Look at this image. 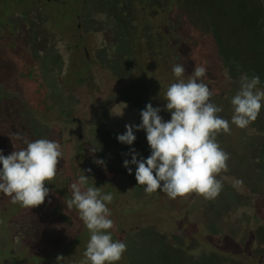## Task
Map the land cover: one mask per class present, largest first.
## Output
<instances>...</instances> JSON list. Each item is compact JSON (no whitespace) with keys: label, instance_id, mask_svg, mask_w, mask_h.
<instances>
[{"label":"rangeland","instance_id":"374dc122","mask_svg":"<svg viewBox=\"0 0 264 264\" xmlns=\"http://www.w3.org/2000/svg\"><path fill=\"white\" fill-rule=\"evenodd\" d=\"M150 1L131 0L129 11L135 19L130 25L136 28L128 43V60V51L119 49L124 41L114 40L112 19L101 10V3L0 0V152L9 155L13 144L16 150L26 147L16 133L29 141H56L63 152L55 179L46 184L50 194L43 205L25 209L0 193V264H57L58 255L64 257L58 264H80L90 233L66 202L71 199V183L83 174L89 178L87 186L113 196L107 207L114 221L109 230L114 241L125 243L133 230L149 225L163 230L179 227L187 240L184 250L194 245L199 251H220L218 234H210L206 225L227 219L215 218L205 199L192 194L172 200L161 190L148 195L132 184L135 165L130 164L129 174L123 164L113 165L101 157L109 145L104 133L117 138L126 132V125H140V113L148 103L165 109V91L177 82L172 72L176 64L184 66L185 79L195 65L206 68L203 80L213 90L210 102L217 107L232 94V82L212 58L200 28L190 29L182 20L179 35L171 31L173 15L183 14L186 5L181 0ZM136 87L139 95L132 92ZM160 115L171 119L166 110ZM134 135L150 149L145 131L134 128ZM232 146L229 141L221 145L230 159L217 179L246 193L243 183L236 184ZM98 158L113 172L94 163ZM118 264H132L127 250ZM247 264L255 263L247 260Z\"/></svg>","mask_w":264,"mask_h":264},{"label":"clouds","instance_id":"9594fccd","mask_svg":"<svg viewBox=\"0 0 264 264\" xmlns=\"http://www.w3.org/2000/svg\"><path fill=\"white\" fill-rule=\"evenodd\" d=\"M185 68L176 64L172 72L176 81L165 91V109L153 107L151 103L141 111L140 125H126V132L118 135L122 144L133 145L135 131H145L151 149L147 159L139 158L133 148L131 162L124 161V167L132 174L130 163L135 165V179L143 186L146 194L161 190L168 198H187L192 194L211 201L222 191V180L217 177L228 167L230 155L217 142L220 133L230 132V123L218 113L222 108L211 103L213 90L203 78L206 68L195 65L193 72L184 78ZM258 75H244L240 89L232 97L233 115L231 125L239 129L247 128L254 122L264 107V90L258 88ZM162 110L171 114L165 121ZM23 140L26 147L5 156L0 152V193L10 198L12 204L25 209L37 208L45 203L50 194L47 182L55 179L57 166L63 156L61 145L53 140ZM94 163L103 165V160ZM91 172V169L88 170ZM85 174L70 185L71 199L66 202L67 209L75 208L79 219L90 233V239L80 264H118L126 252L122 241H114L109 230L114 228L107 207L113 196L102 194L101 188L88 185ZM242 183L237 180L236 184ZM64 257L58 255L56 260Z\"/></svg>","mask_w":264,"mask_h":264},{"label":"trees","instance_id":"16d2710c","mask_svg":"<svg viewBox=\"0 0 264 264\" xmlns=\"http://www.w3.org/2000/svg\"><path fill=\"white\" fill-rule=\"evenodd\" d=\"M91 1L95 5L101 3V10L111 17L115 28L114 40L124 41V48L119 49L128 51L125 54L129 60L131 48L128 49V43L133 39L136 28L130 25L135 19L129 11L131 0ZM140 1L151 4L150 0ZM181 4L186 5L185 11L179 16L173 15L171 31L179 35L182 20L188 22L190 29L199 27L200 33L205 34L208 40L212 58L222 64L232 82V94L226 102H220L222 112L218 113L229 121L231 130L227 134L220 133L217 142L220 147L226 141L233 143L231 151L235 176L247 189L243 193L222 183L218 197L205 200L210 204L208 208L213 210L215 218L225 216L227 219L225 223L211 220L206 225L210 234H218L220 247L217 249L220 251H199L194 245L184 250L187 240L179 227L163 230L156 225L133 230L125 238L126 250L132 264H247V260L264 264V107L247 128L239 129L231 125V99L240 89L241 77L258 75V88L264 90V0H181ZM172 41L177 42L178 38ZM132 92L141 93L137 87ZM227 104L231 106L226 109ZM103 136L104 140L109 139L102 158L105 162L111 161L113 165H124L125 160L131 162L133 148L138 153V159H147L151 155V150L139 141L129 146L120 143L109 131ZM222 149L227 152L226 148ZM247 171L251 174L246 176L244 172ZM132 184L138 185L133 179ZM137 188L144 190L143 186ZM223 248H229V253ZM234 249H237V254L232 257Z\"/></svg>","mask_w":264,"mask_h":264},{"label":"flooded vegetation","instance_id":"af4514ba","mask_svg":"<svg viewBox=\"0 0 264 264\" xmlns=\"http://www.w3.org/2000/svg\"><path fill=\"white\" fill-rule=\"evenodd\" d=\"M78 26H80L79 24H78ZM88 56V54L86 53V57ZM29 78H32V75L30 74L29 75ZM93 124L94 123H92V125L90 126V129H92L94 126H93ZM79 138H81L80 136H79ZM87 142V141H86ZM91 146V145H90ZM89 142H87V150H89ZM95 149V147H92L91 148V150H94ZM94 153H95V151H94ZM97 154V153H96ZM98 155V154H97ZM101 156V155H100ZM102 158H103V156H101ZM100 157V158H101ZM99 159V158H98ZM100 160V159H99ZM100 167H101V169L103 170V171H107V172H113L112 170H109V169H107L106 167H105V165L103 164V166L102 165H100ZM77 222L79 223V225H80V220L79 219H77ZM20 229H21V227H20ZM20 229H18V231L17 232H20V233H22V230H20ZM17 232H14V237L13 238H16V236H17ZM26 233L28 234V236H29V231L27 230L26 231ZM40 235V234H39ZM38 239H40V237L38 238ZM37 240V239H36Z\"/></svg>","mask_w":264,"mask_h":264}]
</instances>
